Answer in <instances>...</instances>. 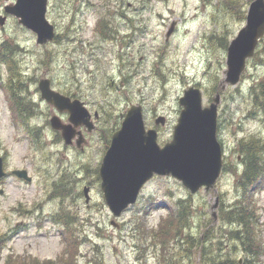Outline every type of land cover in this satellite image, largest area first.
<instances>
[{
    "label": "rangeland",
    "instance_id": "obj_1",
    "mask_svg": "<svg viewBox=\"0 0 264 264\" xmlns=\"http://www.w3.org/2000/svg\"><path fill=\"white\" fill-rule=\"evenodd\" d=\"M13 1L0 0V15H5L4 5ZM250 1L240 0V10L246 13ZM221 2L48 0L46 16L56 36L46 44H37L34 32L6 15L0 42L18 43L15 57L36 111L25 122L14 119L8 93L0 84V153L7 171L25 168L32 177L29 182L12 174L0 179V238L5 239L4 245L0 243V264L10 254L29 264L33 259H56L65 250L68 231L77 246L64 257L73 259V264H209V255L203 257L200 247L186 242L185 235L196 240L208 236V230L224 227L218 208L229 207L236 197L233 170L222 169L213 188L196 193L172 176H154L137 201L114 217L92 169L98 167L106 137L119 127L130 104L142 105L145 126L156 128L159 145L172 137L181 110L178 97L185 88L199 87L203 106L209 104L216 93L213 84H220L226 69V49L210 35L225 33L230 40L245 18L225 10ZM258 48L261 52L247 60L239 81L220 92L217 138L227 168L239 165L240 139L255 135L264 140V112L253 105L250 91L264 76V37ZM0 70L5 80L3 65ZM42 77L50 79L53 89L82 100L92 114L94 127L83 130L82 149L65 144L48 123L52 106L37 90ZM159 116L164 123L156 125ZM84 186H88V202ZM253 189L264 249V177ZM216 196L218 205L212 209ZM179 200L189 204L186 225L178 237L160 242L153 230L170 214L163 205L175 209ZM61 208L72 213L74 223L68 228L54 218L55 213L61 215ZM239 245L224 240L218 257L234 255L242 264L245 255ZM254 264H264V251Z\"/></svg>",
    "mask_w": 264,
    "mask_h": 264
},
{
    "label": "water",
    "instance_id": "obj_2",
    "mask_svg": "<svg viewBox=\"0 0 264 264\" xmlns=\"http://www.w3.org/2000/svg\"><path fill=\"white\" fill-rule=\"evenodd\" d=\"M47 0H14L4 5L5 15H0V25L6 15H13L19 24L36 34V43L44 44L54 37V26L46 18ZM173 23L168 29V37L173 31ZM264 36V0L250 1L244 25L229 41L226 48L225 77L220 81V88L227 84L235 85L243 72L246 61L252 57L258 41ZM40 96L58 111L69 113L68 123H63L59 116L51 115L52 128L60 130L66 144L72 142L75 134L80 145L81 133L76 127H93L91 114L78 98L54 90L47 77L38 80ZM202 91L189 85L178 98L181 106L177 122L174 125L171 140L163 146L157 142V131L146 129L141 104H131L123 115L120 126L112 135L99 168L100 189L105 204L113 216H119L133 204L143 185L153 175H171L179 180L190 193L200 188L207 191L214 187L222 170V147L217 138V106L220 101L218 92L207 106L202 105ZM94 115H97L96 113ZM155 123H164L159 116ZM11 173L25 181L31 176L24 168L12 169ZM3 157L0 154V179L4 177ZM88 187L83 188L85 201H89ZM216 196L212 209L218 205ZM215 216V213H212Z\"/></svg>",
    "mask_w": 264,
    "mask_h": 264
},
{
    "label": "trees",
    "instance_id": "obj_3",
    "mask_svg": "<svg viewBox=\"0 0 264 264\" xmlns=\"http://www.w3.org/2000/svg\"><path fill=\"white\" fill-rule=\"evenodd\" d=\"M222 7L230 11L234 15H242L245 17V11L240 10V0H222ZM103 22V20H101ZM99 22V24H101ZM210 39H215L219 46L224 49L227 48L228 38L225 33L211 34ZM214 41V42H215ZM18 43H10L9 40L0 42V66H4L5 80L0 77L1 86L8 93L9 108L13 114L14 119L25 122L31 118L36 111V103L32 101L31 96L26 95L25 86V73L20 68L17 60L16 53L19 51ZM261 52L260 48H256L253 57H257ZM264 53V48L262 49ZM263 58L259 57V60ZM1 76V70H0ZM214 92H221L219 85L215 82L213 84ZM251 98L253 105L262 112H264V76L250 87ZM25 94H24V93ZM29 133L35 134L34 130L29 128ZM109 137H106V145L109 143ZM260 146L259 149H257ZM256 148V150H254ZM253 150V151H252ZM237 152L240 154L241 159L239 165L230 166L227 168L226 161L223 163V169L233 170L236 173V197L229 207L222 205L218 208V216L224 227L219 226L218 232H213L212 229L208 230L209 235L204 238L193 237L186 234V242L200 247L199 252L204 256L209 255V264H239L238 258L234 255L218 257L220 250L223 249L224 240L239 242V246L244 253L245 257L242 264H254L264 249L259 241V233L257 232L256 224V207L254 199V189L259 188L264 177V140L252 135L247 140L240 139L238 143ZM95 178L98 179L97 167L92 169ZM64 192V190H59ZM187 201V200H186ZM188 201L183 203L179 200L176 203V208L171 209L169 206L163 205L168 208L170 214L163 218L158 224L157 229L153 230L159 236L160 242H166L169 238L178 237L181 233V228L186 225V216L188 217L189 211ZM61 215L58 217L57 213L54 217L57 221H61L63 225L68 228L72 226V213L65 211L61 208ZM228 226V227H227ZM159 228H162L161 230ZM65 232L63 233V235ZM66 236L65 250L57 256L56 259L37 260L33 259L30 264H73V259H66L65 254H72L76 248V243L73 239L71 231H68ZM182 238L180 242H183ZM5 239L0 238V243L4 245ZM1 247V246H0ZM207 250V251H206ZM68 252V253H67ZM233 253V252H232ZM5 264H29V262L20 261L19 257H14L12 254L5 258ZM59 263V264H60Z\"/></svg>",
    "mask_w": 264,
    "mask_h": 264
},
{
    "label": "flooded vegetation",
    "instance_id": "obj_4",
    "mask_svg": "<svg viewBox=\"0 0 264 264\" xmlns=\"http://www.w3.org/2000/svg\"><path fill=\"white\" fill-rule=\"evenodd\" d=\"M71 98H73L71 95H69ZM51 115H53V114H58L59 115V118L61 119V121L63 122V123H67V121H68V116L66 115V113L64 112V113H59V112H57L56 110H55V108L54 107H52L51 108ZM55 112V113H54ZM65 115V118L63 117ZM64 119V120H63ZM85 129V127L84 126H79V127H77L76 128V131H80V133H82V134H84L83 133V130ZM55 131H58V130H55ZM60 135V134H59ZM84 136V135H83ZM74 222V221H73Z\"/></svg>",
    "mask_w": 264,
    "mask_h": 264
},
{
    "label": "bare ground",
    "instance_id": "obj_5",
    "mask_svg": "<svg viewBox=\"0 0 264 264\" xmlns=\"http://www.w3.org/2000/svg\"><path fill=\"white\" fill-rule=\"evenodd\" d=\"M258 147V146H257ZM260 148V146L257 148V149H259ZM254 150H256V148L254 149ZM253 151V150H252Z\"/></svg>",
    "mask_w": 264,
    "mask_h": 264
}]
</instances>
